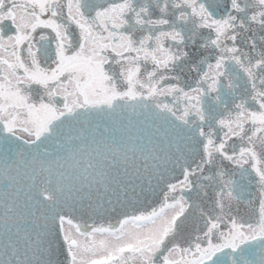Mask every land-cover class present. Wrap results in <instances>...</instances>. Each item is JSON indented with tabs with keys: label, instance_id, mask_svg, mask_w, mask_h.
<instances>
[{
	"label": "snow or ice",
	"instance_id": "1",
	"mask_svg": "<svg viewBox=\"0 0 264 264\" xmlns=\"http://www.w3.org/2000/svg\"><path fill=\"white\" fill-rule=\"evenodd\" d=\"M0 264H264V0H0Z\"/></svg>",
	"mask_w": 264,
	"mask_h": 264
},
{
	"label": "water",
	"instance_id": "2",
	"mask_svg": "<svg viewBox=\"0 0 264 264\" xmlns=\"http://www.w3.org/2000/svg\"><path fill=\"white\" fill-rule=\"evenodd\" d=\"M30 183H31V181L27 177H22L20 186L24 187L26 189L27 185Z\"/></svg>",
	"mask_w": 264,
	"mask_h": 264
}]
</instances>
